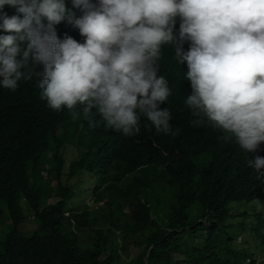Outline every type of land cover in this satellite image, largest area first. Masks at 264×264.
<instances>
[{
    "label": "trees",
    "instance_id": "obj_1",
    "mask_svg": "<svg viewBox=\"0 0 264 264\" xmlns=\"http://www.w3.org/2000/svg\"><path fill=\"white\" fill-rule=\"evenodd\" d=\"M55 27L60 39L84 40L66 21ZM159 67L172 90L161 108L179 135L157 134L143 119L134 136L103 122L90 128L79 108L50 109L35 76L15 91L0 88V264H121L119 246L130 264H264L242 249L245 242L235 244L227 223L229 204L264 201V177L248 164L264 157V143L246 153L229 133L193 126L184 103L192 91L186 62L164 46ZM256 221L264 253V210Z\"/></svg>",
    "mask_w": 264,
    "mask_h": 264
},
{
    "label": "clouds",
    "instance_id": "obj_2",
    "mask_svg": "<svg viewBox=\"0 0 264 264\" xmlns=\"http://www.w3.org/2000/svg\"><path fill=\"white\" fill-rule=\"evenodd\" d=\"M71 6L0 0V88L15 91L35 76L50 109L79 108L90 128L103 122L134 136L143 119L144 128L175 136L171 112L161 108L172 90L158 75L170 46L176 62L187 64L191 124L229 133L246 153L264 143V0H71ZM62 21L83 42L60 39L55 26ZM248 164L264 177V157Z\"/></svg>",
    "mask_w": 264,
    "mask_h": 264
},
{
    "label": "rangeland",
    "instance_id": "obj_3",
    "mask_svg": "<svg viewBox=\"0 0 264 264\" xmlns=\"http://www.w3.org/2000/svg\"><path fill=\"white\" fill-rule=\"evenodd\" d=\"M64 130V126L60 125L58 127V133L60 134ZM72 148L68 147L66 158L68 161L72 158L71 153ZM86 178H83L85 181ZM75 183V181H71L70 184ZM86 203L91 207V211H98V208L90 201L89 195H84ZM52 202V200H49ZM75 206H79V202H74ZM229 208L232 210V218L227 221L228 224L233 225L235 228L229 229L230 233H235L236 237L239 238L235 241L237 246H242V249L245 251L253 250V253L259 258L264 259V253L261 252V234L262 228L258 225L256 221V214L264 210V201L263 200H255L252 202H240V203H232L229 204ZM158 214V213H157ZM161 222L166 225L167 221L165 219L161 220ZM160 222V223H161ZM208 226V225H207ZM251 229L250 233L240 231L242 228ZM85 237V236H83ZM84 239V238H83ZM87 242V239H84ZM114 241L119 244V239L117 235L114 237ZM117 254L120 256L121 264H130L132 256L127 255V252L122 249V246H119L117 249ZM131 255H135L136 251L131 249Z\"/></svg>",
    "mask_w": 264,
    "mask_h": 264
}]
</instances>
